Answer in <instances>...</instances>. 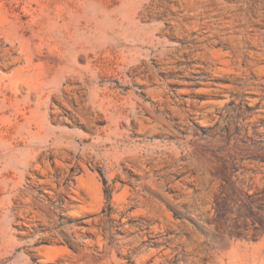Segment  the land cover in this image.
Wrapping results in <instances>:
<instances>
[{
    "label": "rangeland",
    "instance_id": "374dc122",
    "mask_svg": "<svg viewBox=\"0 0 264 264\" xmlns=\"http://www.w3.org/2000/svg\"><path fill=\"white\" fill-rule=\"evenodd\" d=\"M68 259L264 264V0H0V264Z\"/></svg>",
    "mask_w": 264,
    "mask_h": 264
},
{
    "label": "bare ground",
    "instance_id": "6f19581e",
    "mask_svg": "<svg viewBox=\"0 0 264 264\" xmlns=\"http://www.w3.org/2000/svg\"><path fill=\"white\" fill-rule=\"evenodd\" d=\"M214 56L219 60L221 64L227 62L225 59L226 53L222 50L213 51ZM79 184L74 186V195L80 199L89 197V207H96L102 200V192L96 178L91 173H85V178L77 179ZM38 254L41 257V261H52L55 262L60 256H68L65 247L61 245H47L38 249ZM66 264H73L71 259L66 261Z\"/></svg>",
    "mask_w": 264,
    "mask_h": 264
}]
</instances>
